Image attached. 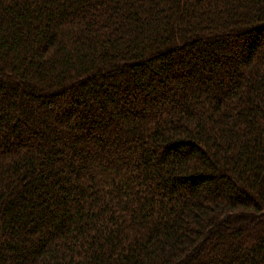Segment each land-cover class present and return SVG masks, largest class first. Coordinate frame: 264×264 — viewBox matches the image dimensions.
I'll return each mask as SVG.
<instances>
[{
	"label": "trees",
	"instance_id": "trees-1",
	"mask_svg": "<svg viewBox=\"0 0 264 264\" xmlns=\"http://www.w3.org/2000/svg\"><path fill=\"white\" fill-rule=\"evenodd\" d=\"M0 264H264V0H0Z\"/></svg>",
	"mask_w": 264,
	"mask_h": 264
}]
</instances>
